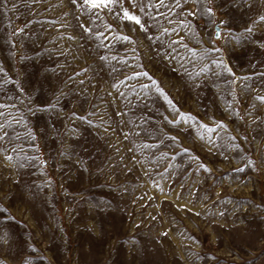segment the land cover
Wrapping results in <instances>:
<instances>
[{
    "label": "rangeland",
    "instance_id": "1",
    "mask_svg": "<svg viewBox=\"0 0 264 264\" xmlns=\"http://www.w3.org/2000/svg\"><path fill=\"white\" fill-rule=\"evenodd\" d=\"M260 17L0 0V264H264Z\"/></svg>",
    "mask_w": 264,
    "mask_h": 264
},
{
    "label": "snow or ice",
    "instance_id": "2",
    "mask_svg": "<svg viewBox=\"0 0 264 264\" xmlns=\"http://www.w3.org/2000/svg\"><path fill=\"white\" fill-rule=\"evenodd\" d=\"M114 0H99V3H97V0H84V3L86 5H92V6H100V5H103V6H108L109 4L113 3ZM73 3H76V0H73ZM135 6V4L133 5ZM212 9H208V12L211 13ZM122 12H123V16L121 17V19H126L128 21H132L134 22L135 24L139 25L141 28H143V25L141 24V21H140V18L134 14H132L131 12H129L128 9L126 8H123L122 7ZM261 20H264V17H260ZM109 27H111V25H109ZM125 39H128V37H124ZM230 70V69H229ZM139 74H142V75H145L147 76L148 74L146 72L144 73H133V75H139ZM153 83L155 84L156 82L153 81ZM157 91H159L161 93V95L164 96V98L167 100V95L163 92V89L161 88H157ZM261 100H264V97H260ZM169 103H171V101H169ZM184 115V114H182ZM201 167H204V165H201Z\"/></svg>",
    "mask_w": 264,
    "mask_h": 264
}]
</instances>
